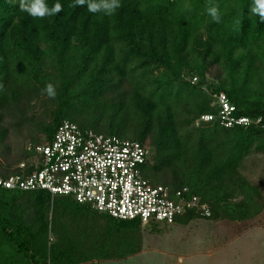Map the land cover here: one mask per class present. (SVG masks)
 I'll return each instance as SVG.
<instances>
[{
	"label": "trees",
	"instance_id": "trees-1",
	"mask_svg": "<svg viewBox=\"0 0 264 264\" xmlns=\"http://www.w3.org/2000/svg\"><path fill=\"white\" fill-rule=\"evenodd\" d=\"M45 2L60 3L62 10L32 17L21 10L20 0H0V118L4 109L45 92L51 83L58 100L41 126L44 141L70 120L97 133L147 142L154 154L142 165L151 168L150 175L142 169L144 177L173 190L186 186L210 207L208 217L189 211L166 226L253 218L261 206L238 174L252 149L264 151V22L249 11L253 0H121L111 16L89 12L87 4L73 7L75 0ZM214 4L219 22L207 13ZM257 77L259 89L252 86ZM216 92L228 97L234 116L253 121L231 127L217 119L196 124L200 115L216 112L211 104ZM82 114L93 120L83 122ZM5 138L6 128H0V144ZM29 156L25 152L19 161ZM11 165H1L0 174L12 172ZM162 171L171 176L163 179ZM21 199L31 203L34 226L25 221ZM69 215L82 224L72 232L62 222ZM97 220L100 229L93 227ZM140 226L137 219L113 218L70 195L0 188V264L122 259L140 249L120 254L107 232Z\"/></svg>",
	"mask_w": 264,
	"mask_h": 264
},
{
	"label": "built area",
	"instance_id": "built-area-1",
	"mask_svg": "<svg viewBox=\"0 0 264 264\" xmlns=\"http://www.w3.org/2000/svg\"><path fill=\"white\" fill-rule=\"evenodd\" d=\"M197 81V76L191 77L192 83ZM212 96L216 112L200 115L195 123L217 119L231 127L253 121L234 116V105L225 93ZM25 148L29 158L16 163L7 175L0 174V188L70 195L97 212L117 219H137L141 225L151 221L172 224L176 216L189 211L203 217L211 214L208 204L188 187L173 190L144 177L142 165L149 158V149L137 140L97 133L63 120L50 140L29 142Z\"/></svg>",
	"mask_w": 264,
	"mask_h": 264
},
{
	"label": "rangeland",
	"instance_id": "rangeland-1",
	"mask_svg": "<svg viewBox=\"0 0 264 264\" xmlns=\"http://www.w3.org/2000/svg\"><path fill=\"white\" fill-rule=\"evenodd\" d=\"M256 53L254 52V56H258ZM261 59L256 60L259 62ZM218 70L224 77L225 69L219 67ZM207 76L211 83L218 80L213 78L214 76ZM258 82L257 77L252 83L253 88H260ZM55 88L57 90V87ZM31 95L16 107L1 112L0 128H6V138L3 144H0V166H14V162L23 159L25 152H28L26 144L32 139L39 136L40 142L45 140L41 126L52 118V111L57 106V95L54 98L45 92ZM213 99L214 96L212 105L215 104ZM87 116L89 114H82L83 122L93 120H89L90 117ZM145 144L148 146L147 142ZM153 154V150H149V159ZM142 169L148 175L151 174L150 166L146 169L144 166ZM160 173L163 179L165 175L171 176L163 171ZM238 174L249 183L245 189L246 193L252 194L255 202L261 206L253 218L244 221L195 219L186 225L166 226L159 223L161 225H141L133 231H129V228L109 231L106 239L120 254H128L133 249L140 251L122 259H93L80 264H264V151L252 149L239 164ZM241 196L236 194V200ZM18 205L23 211L25 221L34 226V212L30 201L21 199ZM62 222L68 226L70 232L82 225L81 221L79 223L72 215L66 216ZM93 227L100 229L102 220H97ZM50 237L51 241L55 240L53 234H50ZM136 244H140V248L134 247ZM182 254L188 257L183 262H177V258Z\"/></svg>",
	"mask_w": 264,
	"mask_h": 264
},
{
	"label": "clouds",
	"instance_id": "clouds-1",
	"mask_svg": "<svg viewBox=\"0 0 264 264\" xmlns=\"http://www.w3.org/2000/svg\"><path fill=\"white\" fill-rule=\"evenodd\" d=\"M87 4L88 11L92 13L104 10L106 15H113L122 6L121 0H75L73 7H83ZM20 8L32 17L43 18L45 16H53L62 10L60 3H56L49 7L45 0H20ZM249 11L254 16H259L264 22V0H253L249 6ZM208 15L213 21L219 22L220 12L217 5H212L207 9ZM44 91L49 97L54 98L57 95L56 88L53 84L46 85Z\"/></svg>",
	"mask_w": 264,
	"mask_h": 264
},
{
	"label": "crops",
	"instance_id": "crops-1",
	"mask_svg": "<svg viewBox=\"0 0 264 264\" xmlns=\"http://www.w3.org/2000/svg\"><path fill=\"white\" fill-rule=\"evenodd\" d=\"M204 253V252H203ZM209 253V252H208ZM198 254V253H197ZM175 254L172 256L174 257ZM188 256L186 254H182L181 257L177 258V262H183ZM179 259V260H178Z\"/></svg>",
	"mask_w": 264,
	"mask_h": 264
}]
</instances>
